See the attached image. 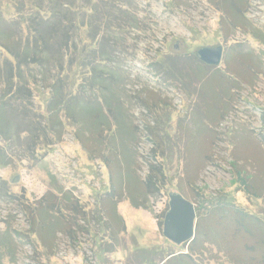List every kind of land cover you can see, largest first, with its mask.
I'll return each instance as SVG.
<instances>
[{
	"label": "rangeland",
	"instance_id": "374dc122",
	"mask_svg": "<svg viewBox=\"0 0 264 264\" xmlns=\"http://www.w3.org/2000/svg\"><path fill=\"white\" fill-rule=\"evenodd\" d=\"M66 3L1 1L0 264H255L264 0ZM173 192L186 246L162 235Z\"/></svg>",
	"mask_w": 264,
	"mask_h": 264
},
{
	"label": "water",
	"instance_id": "95a60500",
	"mask_svg": "<svg viewBox=\"0 0 264 264\" xmlns=\"http://www.w3.org/2000/svg\"><path fill=\"white\" fill-rule=\"evenodd\" d=\"M222 46L202 47L196 51V57L208 66H218L222 57ZM194 205L181 194L170 193L168 210L162 222V235L173 245H188L194 238Z\"/></svg>",
	"mask_w": 264,
	"mask_h": 264
},
{
	"label": "trees",
	"instance_id": "16d2710c",
	"mask_svg": "<svg viewBox=\"0 0 264 264\" xmlns=\"http://www.w3.org/2000/svg\"><path fill=\"white\" fill-rule=\"evenodd\" d=\"M1 1L2 0H0V5H1ZM67 2V0H49V4H53V6H55L56 4H57V7H59V8H65V9H69L68 8V5H70L71 6V3L69 4V3H66ZM34 39H35V41H36V39H39V38H36V37H34ZM40 40V39H39ZM3 46H5V47H7V48H9V46L7 45V44H2ZM2 45L0 44V50L1 49H4L5 51H7L6 50V48L4 47H2ZM41 48L42 49H44V48H46L45 47V45L43 44V40H42V45H41ZM25 52H27V49H25ZM9 74V76H11V73L9 72L8 73ZM14 75V74H13ZM15 77H17L18 79L20 78V75L19 74H17L16 72H15ZM19 89H17L16 90V88L14 89V91L12 92V95L14 96L15 95V93H17V91H18ZM243 184V186L245 187L246 186V183H244V181H242V180H240V185H242ZM245 189V188H244ZM245 191H246V193L248 194V195H250V193H248V191H247V189H245ZM251 195H253V197L256 199H258V198H260L261 196L259 195V194H251ZM129 198H131V199H135V197H133L131 194H130V197ZM130 201V203H131V205L134 207V208H138L137 207V205H136V203L134 202L135 200H129ZM225 204H226V202H224ZM108 216L110 215V213H111V209H110V207L108 206ZM246 218V217H245ZM245 218H240V219H243V221H244V219ZM248 222H249V220L248 219H246ZM249 224H251V226L252 227H255V226H261L262 228V230H264V226H262V225H260V224H255V223H253V221H250L249 222ZM260 228V227H259ZM254 230V229H253ZM248 231H249V228H248ZM250 233V235H254V232H253V234H251V232H249ZM264 233V232H263ZM263 237V236H262ZM251 238H253V237H251ZM257 242V241H256ZM256 242L252 245V246H254V248L255 249H253V254H254V256H255V264H264V255L262 254V252H264V248H262L263 246H264V242H263V244L262 245H257L256 244ZM246 246H250V245H246ZM258 252V254H256ZM174 257V256H173ZM162 264H165V262H163V260H162V262H161Z\"/></svg>",
	"mask_w": 264,
	"mask_h": 264
}]
</instances>
